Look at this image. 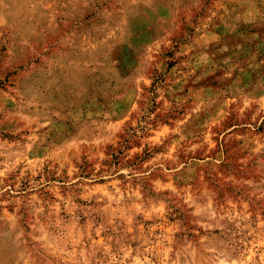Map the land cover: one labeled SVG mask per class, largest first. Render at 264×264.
<instances>
[{"label":"rangeland","instance_id":"1","mask_svg":"<svg viewBox=\"0 0 264 264\" xmlns=\"http://www.w3.org/2000/svg\"><path fill=\"white\" fill-rule=\"evenodd\" d=\"M0 264H264V0H0Z\"/></svg>","mask_w":264,"mask_h":264}]
</instances>
